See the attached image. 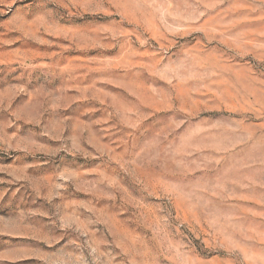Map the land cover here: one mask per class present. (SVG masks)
I'll list each match as a JSON object with an SVG mask.
<instances>
[{
    "label": "rangeland",
    "instance_id": "374dc122",
    "mask_svg": "<svg viewBox=\"0 0 264 264\" xmlns=\"http://www.w3.org/2000/svg\"><path fill=\"white\" fill-rule=\"evenodd\" d=\"M0 264H264V0H0Z\"/></svg>",
    "mask_w": 264,
    "mask_h": 264
}]
</instances>
